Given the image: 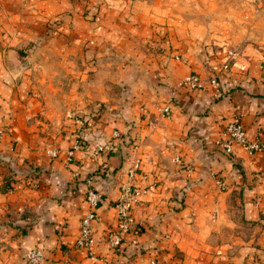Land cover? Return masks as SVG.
<instances>
[{
	"label": "crops",
	"instance_id": "obj_1",
	"mask_svg": "<svg viewBox=\"0 0 264 264\" xmlns=\"http://www.w3.org/2000/svg\"><path fill=\"white\" fill-rule=\"evenodd\" d=\"M170 28L176 41L178 34ZM185 35L194 38L193 44H188L194 52L187 62L168 59L160 52H144L136 75L123 76L124 92L119 98L123 110L112 113L111 123L102 134H84L86 144L74 151L68 166L64 163L65 150L77 133L39 130L29 117L41 109L48 116L54 113L41 97H30L24 110H15L17 104H22L26 89L19 83L3 82L8 81L7 71L0 67V102L10 98L15 110L11 132L0 136V264H23L25 250L34 246L43 249L40 264H208L205 258L211 255L205 250L211 245H200L201 234L238 226L228 218L229 200L238 202L245 217L264 220V148L249 156L237 145L234 156L229 157L214 145L221 127L235 114L244 124L247 137L259 140L264 147V50L247 44L236 52L229 68L223 69L225 58L218 65L217 58L210 56L213 52L208 36L205 40L203 36V44L196 48L195 41L202 37L199 31L188 27ZM77 39L82 43L85 38ZM91 41L95 43L96 37L92 36ZM201 48L203 52L198 54ZM220 51L219 59L225 49ZM76 53L84 62L82 47ZM98 64L97 59L89 69L97 71ZM135 68L131 66V70ZM86 70L81 65L79 73ZM214 72L219 77L218 91L207 83L197 90L186 87L169 94L170 87H176L186 74L205 78ZM76 99L73 102L85 105L96 97L88 93ZM160 104H168V118L158 115ZM3 119L0 116L1 122ZM113 126L124 131L125 138L139 142L137 184L147 186L159 181L158 187L148 188L133 208L134 216L143 221L138 244H133L127 234L116 247L110 246L103 235L115 225L113 202L127 166V150L116 139L110 151L96 150L97 143L110 137ZM53 147L58 148L56 156L48 152ZM188 162L194 171L186 180L182 166ZM210 170L220 173L225 182L236 184L233 194L230 188L219 190L209 176ZM254 172L261 173V180L243 186L244 178ZM89 187L103 194L92 227L96 242L91 254L73 245L79 220L87 209L84 193ZM172 192L178 205L184 203L182 208L168 206ZM260 233L251 249L264 252V230ZM252 241L238 237L235 244ZM242 255L241 249L239 257ZM259 255L264 256L258 254L256 260H251L254 264H260Z\"/></svg>",
	"mask_w": 264,
	"mask_h": 264
},
{
	"label": "rangeland",
	"instance_id": "obj_2",
	"mask_svg": "<svg viewBox=\"0 0 264 264\" xmlns=\"http://www.w3.org/2000/svg\"><path fill=\"white\" fill-rule=\"evenodd\" d=\"M170 27L178 34L176 41L171 36ZM188 27L199 31L202 36L199 42L195 41L196 48L201 46L202 41L208 36L213 52L210 56L217 58L218 65H221L230 49L236 54L243 50L247 44H250L254 48L264 50V0H0V67L5 68L8 79L3 82L6 84L11 81L19 83L26 89V93L21 98L22 104H17L15 110L18 108L24 110V106L30 104V97H41L50 103L49 107L54 112L53 115L48 116L42 112L44 109H41L29 117V120L33 121L39 130L42 132L47 130L77 133L71 146L65 150V158L68 151L72 150L70 159H67L68 166L73 159L74 151L84 148L86 144L84 134L89 132L102 134L104 128L107 129L106 127L111 123L112 113L123 110L124 105L119 103V98L124 92L123 76L128 73L130 77L136 75L140 62L143 61L144 52L150 51L154 54L160 52L168 56V59L187 62L188 56H192L194 52V48L188 46V44H193L191 41H194V38L192 35L188 36L191 39L185 35V30ZM80 36L85 38L82 43L77 39ZM92 36L96 37L95 43L91 41ZM80 44L82 50L85 51L84 62L76 53L77 49H81ZM216 49H219V52H215ZM222 49H225V53L219 59ZM202 52L201 48L198 54ZM64 57H66L65 60ZM97 59L98 70L89 69L91 65H96ZM81 65L88 69L82 75L79 73ZM131 66L136 68L131 70ZM123 68H126L128 72H123ZM214 74L216 75L215 72ZM184 76L179 79L181 80ZM178 82L176 87H170L169 94L173 95L175 89L186 88L178 85ZM87 92L95 96L96 99L89 103L86 102L85 105L73 102L79 96H88ZM75 94L77 96L74 98ZM9 102L10 98L0 102V116L4 118L2 122L0 121V136L11 132L12 113L15 110L12 108L13 104ZM163 105L165 104H160L157 109L158 115L165 117L160 112V107ZM144 108L145 106L142 107V111ZM31 113L32 111L26 115V118ZM114 116L123 117L121 114ZM68 127H73V129L70 130ZM113 127L115 129L111 131L110 137L104 142L96 144V150L110 151L115 139L121 140L127 150L125 154L127 166L119 183L117 197L113 202L116 214L115 225L103 235V239L110 246L116 247L127 234H130L129 239L133 244H138V235L141 232L143 221L134 216L132 211L134 206L142 200L148 188H157L159 181L147 186L137 184V172L141 163L139 142H135L136 139L132 137L125 138L124 131L117 126ZM222 128L214 140L215 149L233 157L237 144L232 152H226L216 142ZM115 132L118 134L114 135ZM250 141L257 142L259 148L252 153L243 149L247 155L252 156L256 151L264 148L259 140ZM77 144L78 147L74 148V145ZM53 149L57 151L55 155L48 152L50 155L56 156L58 148L53 147ZM132 153H135L139 158V165L133 175V184L141 189V193L138 195V199L133 202L130 214L138 231L135 233L132 229H128L119 244L111 245L108 237L118 224L115 204L121 185L127 178ZM182 168L185 169L183 177L186 180L192 178L193 165L188 162ZM209 176L219 190L230 188V194L236 190V184L225 182L217 171L210 170ZM261 178L260 172H254L244 178L243 186L245 183H248L247 186L255 184L254 181H260ZM89 189L101 193L92 187L87 188L86 192ZM86 192L84 200L87 212ZM173 195L172 192L168 206L182 208L184 203L178 205L177 199L174 201L176 197L172 198ZM102 199L103 194L101 193L100 202ZM255 202L258 203L259 199L255 198ZM229 204L228 218L232 224L235 220L238 226L232 228L229 226L222 231H216L215 234L212 232L201 234L203 244L200 245H211L205 252L212 257L207 255L205 259L206 261L209 259L210 264H254L255 257L258 254H264L262 250L251 249L252 246H256L254 242L261 235L260 232L264 230V220L245 217L242 207L233 198L231 201L229 200ZM97 218L96 211L95 219L91 224L93 244L88 249L76 244L79 235L78 223V233L73 245L84 250L87 254H91L92 247L96 242L92 227ZM238 229H240V233L236 234ZM164 236L167 235L164 234ZM238 237L243 238L245 242L251 239L254 241L244 242L243 245L241 243L240 246L239 242L235 244ZM241 249L243 255L239 257ZM218 254L219 256L216 257ZM43 257L44 252L42 259ZM152 260L154 258H151L150 261L152 262ZM258 261L260 264H264V256L259 255Z\"/></svg>",
	"mask_w": 264,
	"mask_h": 264
},
{
	"label": "built area",
	"instance_id": "obj_3",
	"mask_svg": "<svg viewBox=\"0 0 264 264\" xmlns=\"http://www.w3.org/2000/svg\"><path fill=\"white\" fill-rule=\"evenodd\" d=\"M235 53L230 49L228 50L227 56L222 63L223 69H228L230 66V60L233 58ZM207 83H209L216 91L219 90L218 76L213 74L206 78H202L197 74H188L184 76L178 85L191 88L200 89L203 88ZM160 112L165 117H169V106L168 104L160 107ZM118 133L115 132L114 135ZM217 143L226 151L232 152L234 146H238L245 149L248 153H252L254 150L259 148V144L254 141H250L246 135L245 126L237 115L232 116L221 130L219 138L216 140ZM78 147L74 145V148ZM108 147V145H106ZM52 155H55L57 151L55 149L48 150ZM72 150L68 151L67 157L65 158V165H67V159H70ZM131 164L128 169V175L126 180L122 183L120 188V193L115 204L118 224L114 231L109 235L108 241L111 245H117L120 243L124 233L128 229H132L133 232L137 233L138 228L134 222L132 215L130 214V209L133 202L138 199V195L141 193V189H138L133 184V175L135 169L139 165V158L135 153L130 155ZM86 201L88 203V210L82 217L79 223V235L76 240V244L83 248H90L93 244V239L91 235V224L96 216V206L101 200V193L89 189L85 195ZM43 252L41 247H31L24 252V264H39L42 259Z\"/></svg>",
	"mask_w": 264,
	"mask_h": 264
}]
</instances>
